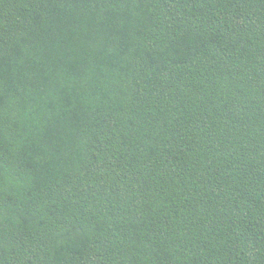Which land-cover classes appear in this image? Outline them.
<instances>
[{"label":"trees","instance_id":"16d2710c","mask_svg":"<svg viewBox=\"0 0 264 264\" xmlns=\"http://www.w3.org/2000/svg\"><path fill=\"white\" fill-rule=\"evenodd\" d=\"M0 264H264V0H0Z\"/></svg>","mask_w":264,"mask_h":264}]
</instances>
